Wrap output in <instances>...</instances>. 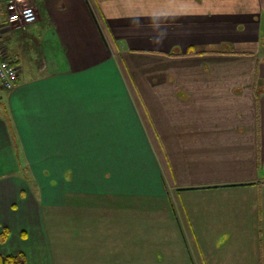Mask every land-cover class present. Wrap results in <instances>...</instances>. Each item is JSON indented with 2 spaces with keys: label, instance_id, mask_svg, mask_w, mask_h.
<instances>
[{
  "label": "crops",
  "instance_id": "obj_1",
  "mask_svg": "<svg viewBox=\"0 0 264 264\" xmlns=\"http://www.w3.org/2000/svg\"><path fill=\"white\" fill-rule=\"evenodd\" d=\"M5 1L0 41L19 75L9 121L0 111V174L30 173L40 191L0 179V227L28 220L0 253L264 264V0H30L38 20L11 30ZM80 195L74 231L47 223V204Z\"/></svg>",
  "mask_w": 264,
  "mask_h": 264
},
{
  "label": "rangeland",
  "instance_id": "obj_2",
  "mask_svg": "<svg viewBox=\"0 0 264 264\" xmlns=\"http://www.w3.org/2000/svg\"><path fill=\"white\" fill-rule=\"evenodd\" d=\"M257 16H258V19H261L262 23L264 24V11L259 12V15H257ZM12 28H14V27L12 26L9 30H11ZM45 29H46V27L44 26L42 29L39 28V30H37V31H39V33L41 34V33H43L45 31ZM262 30L263 31L260 33V37H259V41H260L259 42V46L261 45L260 54L263 55L264 54V27H263ZM234 45L235 44H233L231 42H225V44L223 45V46H225L224 50H231V49L235 50L236 47H234ZM6 47H5L6 48L5 50H6V52L9 53L10 48H9L8 45ZM0 111L2 112V115L5 116V118L9 121V112H8V104H7V92H6V90H2L1 87H0ZM20 159L22 161V157L21 156L19 157V160ZM24 173L15 172L14 175H12L10 173L0 174L1 175L0 179L2 181L4 178L8 179L9 176L21 178L23 180L22 182H23L24 185L23 184L22 185H23L24 189L26 191H29V192L31 190L32 191L31 192L32 193L31 194L32 197L33 196L37 197V195H39V191L40 190L38 189V186L36 185L35 180L31 177L30 173H25V174ZM3 175H5V176L2 177ZM43 192L46 193V194L49 193V195L53 194V195H55V198H57L59 196L56 197V195L61 194V188H59V187L58 188L57 187L53 188L52 187V188H48V189L43 190ZM86 196H87L88 199L90 198L89 195H80V196L75 197V198L72 197L71 198V200H72L71 204L67 205L65 208L62 205H54L53 206V205L47 204L45 206V208H46L45 220L47 221V223H50V222L52 223L54 220H56V221L57 220H63V222L66 223V225H64V227L62 229H65V230H68V231H74L73 226L75 224H71V223L78 222L79 220H76V219H79L78 215H81L82 213L88 212V211H85V210L81 209L80 207L75 206L74 201L81 200L82 202H85V201H87V200H85ZM60 197H61V195H60ZM95 199L104 200L105 198L102 197V196H97V197H95ZM139 202L141 204L142 203H151V205H148L147 207L152 206V203H154V201H145V200H141V199L139 200ZM169 202H170V200H169ZM141 204L139 206H141ZM167 204H168V202H167ZM67 215L76 216L75 217L76 222H75V220H71V218H69ZM152 216L153 215L149 216L150 223L152 222L151 220H155L156 219V217H154V216L152 217ZM93 219H97V217H93ZM130 220H133L134 222H136V212H132L130 214ZM27 221L28 220H22L20 218L12 220L13 224L17 223V228H16V232H12V233L8 232L7 239L11 238V241L9 242V244L13 243L15 241V235L17 236V234L20 233L19 232V223H26ZM150 226L154 227V224H152ZM2 228H3V226L0 227V235L2 233ZM146 230H148V229H146ZM60 231H61V229H60ZM135 231H136V229H135ZM77 232H79V228H77ZM7 239L4 242L0 241V244L1 243H5L7 241Z\"/></svg>",
  "mask_w": 264,
  "mask_h": 264
},
{
  "label": "built area",
  "instance_id": "obj_3",
  "mask_svg": "<svg viewBox=\"0 0 264 264\" xmlns=\"http://www.w3.org/2000/svg\"><path fill=\"white\" fill-rule=\"evenodd\" d=\"M39 18L36 7L30 0H6L5 22L13 26H26ZM18 67L7 56L4 45L0 41V86L2 89H12L18 79Z\"/></svg>",
  "mask_w": 264,
  "mask_h": 264
},
{
  "label": "trees",
  "instance_id": "obj_4",
  "mask_svg": "<svg viewBox=\"0 0 264 264\" xmlns=\"http://www.w3.org/2000/svg\"><path fill=\"white\" fill-rule=\"evenodd\" d=\"M9 229L7 227L2 228L0 235V241L4 242L7 239ZM0 264H25V259L22 253L3 255L0 253Z\"/></svg>",
  "mask_w": 264,
  "mask_h": 264
}]
</instances>
